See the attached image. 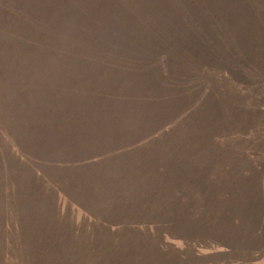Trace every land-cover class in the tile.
<instances>
[{"label": "rangeland", "instance_id": "rangeland-1", "mask_svg": "<svg viewBox=\"0 0 264 264\" xmlns=\"http://www.w3.org/2000/svg\"><path fill=\"white\" fill-rule=\"evenodd\" d=\"M260 212L264 0L2 1L0 264H264Z\"/></svg>", "mask_w": 264, "mask_h": 264}, {"label": "trees", "instance_id": "trees-1", "mask_svg": "<svg viewBox=\"0 0 264 264\" xmlns=\"http://www.w3.org/2000/svg\"><path fill=\"white\" fill-rule=\"evenodd\" d=\"M2 1L3 0H0V7H1V4H2ZM21 151L24 153V155L27 157V156H31V154L27 151V147H24V146H21ZM181 171H184L186 172V169L184 167H181ZM180 195V193H179ZM2 206V205H1ZM4 207V206H2ZM258 214V213H257ZM259 219L260 221L259 222H256V224L254 226H249V224H245L244 227L241 226V228H238L239 231L241 232V236H244L246 239L247 238H254V242L257 241V245L254 247V244L253 245H249L251 246V248L254 250V253H257V252H262L264 251V240L261 239V236H264V225H263V222H264V213H261L259 214ZM98 221V220H96ZM94 220V223L96 222ZM187 228L189 226L190 228V225L186 224ZM206 227V226H204ZM198 228L201 229V225L198 224ZM196 226L192 227L191 229L195 230V231H200ZM4 230V226H0V231L2 232ZM238 231V230H237ZM233 234V233H232ZM191 236V235H190ZM192 238V236H191ZM217 238H220V243L221 244H225L227 241H229L228 239L224 238V237H217ZM189 239H185V242L190 244L189 242ZM39 242H37V244L35 245V248L40 251V252H51L48 247L45 245V243H41V244H38ZM18 246L16 245L15 248H17ZM19 249L21 252H24V251H28V249H30L29 247H25V246H22V247H19L17 248ZM10 251V250H9ZM100 252L101 251H97L96 254L97 255H100ZM27 255H22L21 257H19L20 259V264H23V260L25 259ZM178 259L183 262L185 260V256L183 254H180V256L178 257ZM67 263V262H66ZM68 264V263H67Z\"/></svg>", "mask_w": 264, "mask_h": 264}]
</instances>
